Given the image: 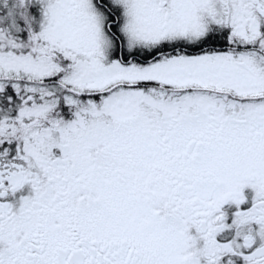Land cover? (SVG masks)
I'll use <instances>...</instances> for the list:
<instances>
[{
	"label": "snow or ice",
	"instance_id": "obj_1",
	"mask_svg": "<svg viewBox=\"0 0 264 264\" xmlns=\"http://www.w3.org/2000/svg\"><path fill=\"white\" fill-rule=\"evenodd\" d=\"M0 264H264V0H0Z\"/></svg>",
	"mask_w": 264,
	"mask_h": 264
}]
</instances>
